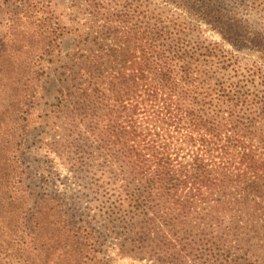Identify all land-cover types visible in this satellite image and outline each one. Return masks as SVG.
<instances>
[{"label": "trees", "instance_id": "16d2710c", "mask_svg": "<svg viewBox=\"0 0 264 264\" xmlns=\"http://www.w3.org/2000/svg\"><path fill=\"white\" fill-rule=\"evenodd\" d=\"M75 1L91 25H58L38 69L10 85L0 264H113L109 243L151 264H264V0ZM47 93L57 149L94 214L26 181L15 97L29 114Z\"/></svg>", "mask_w": 264, "mask_h": 264}, {"label": "rangeland", "instance_id": "374dc122", "mask_svg": "<svg viewBox=\"0 0 264 264\" xmlns=\"http://www.w3.org/2000/svg\"><path fill=\"white\" fill-rule=\"evenodd\" d=\"M155 6L165 7L166 3L163 0H155ZM170 9L177 10L171 5ZM89 18L90 15H87L82 5H78L75 0H0V121L8 120L9 114L12 113L9 89L13 79L17 74L22 76L23 69L29 66L38 69L43 45L55 40L52 32L57 26L75 25L76 28L85 30L91 25ZM205 35L212 40H222L219 34L211 30ZM71 47L73 42L69 40L65 48ZM238 55L244 62L259 61L258 53L251 50H241ZM21 98L23 97L20 95L15 97L18 101L15 109L19 110V121L28 124L30 149L25 157L27 161L22 160V163H26L28 172L27 183L31 184L37 195L48 191L56 195L78 196L76 186L61 158L63 153L61 155L56 146L60 138L58 130L61 129L54 119L57 108L52 94L47 93L48 101L42 106L37 107V104H34L29 114L22 109V104L19 103ZM171 135L175 137L176 142L177 135L173 132ZM49 185L51 190L46 189ZM79 199L80 212L94 214L93 210L99 211L98 202H92L84 195H79ZM75 209L79 211L76 206ZM106 249V255L113 260V264H151L147 260L122 256L117 245L109 243Z\"/></svg>", "mask_w": 264, "mask_h": 264}]
</instances>
